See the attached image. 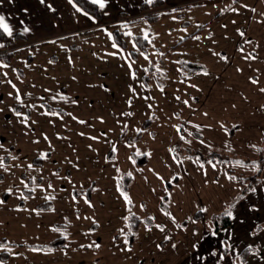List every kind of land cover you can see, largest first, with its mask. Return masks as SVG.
I'll return each instance as SVG.
<instances>
[{
    "label": "crops",
    "instance_id": "1",
    "mask_svg": "<svg viewBox=\"0 0 264 264\" xmlns=\"http://www.w3.org/2000/svg\"><path fill=\"white\" fill-rule=\"evenodd\" d=\"M161 1L164 6L153 10L159 15L156 21L140 19L120 27L126 33V49H122L113 47L115 43L112 39L113 28L116 29L119 21H114L116 26L109 22L123 13L140 16L139 6L146 0H102L103 7L96 3L101 12L99 19L82 11L72 0H0V17L4 18L3 23L11 32L9 35L1 28L7 39L0 43L3 45L0 48L16 50L14 57L22 54L25 60L31 58V61L26 60L18 69L12 66L13 62H0V82H14L15 87L7 83L10 92L16 87L19 89L17 92L29 88L32 92L35 89L51 91L55 89L54 82L61 79L60 75L68 73L72 77L70 80L81 84L80 90L86 93L85 99H81L82 104L93 99L91 96L98 98V103L106 104L105 100L112 102V94L109 92L119 88L118 74H123L128 84V80L133 81L134 73L130 65L139 62L144 69L143 59H151L152 54L155 58L163 57L164 63L175 60L179 79V60L201 64L206 67L207 75L200 73L187 78L190 81L195 80L191 91L196 94L186 95L189 99L187 107L194 105L207 108L206 118L211 123L212 130L228 137L231 149L234 146L236 152L249 157L256 156V151L246 145L249 141L260 142L264 132V92L260 91L264 88V0ZM16 34L22 35L24 40H16ZM134 36H147L146 54L137 51L136 46L134 49ZM25 40L28 41L25 45L16 47L17 43ZM151 43H157L153 50L149 49ZM129 49L137 52L136 59H132L127 53ZM52 50H58L61 58L53 55L57 59H51L53 56L50 55L54 53ZM105 62L107 67H102ZM138 74L139 77L134 78V81L137 82L136 89L139 92L135 94L134 90L129 95L131 98L126 101L131 105L130 101L133 100L134 108L142 107L139 109L141 115L136 120L139 123L147 119L152 108L145 95H138L145 89L141 83V71ZM252 80L257 83H252ZM122 87L125 91L123 85ZM132 89L133 87H128L127 91ZM150 93L148 91V95ZM124 96L122 99L128 98V95ZM32 97L33 95L24 97L26 103L19 105V117L11 110L13 100H5L7 108L3 107L0 111V123L4 122L5 125V122L12 119L18 122L19 139L22 137L23 113L26 115L25 110H29L27 104ZM115 104L118 106L119 102ZM198 112L205 115L196 107L191 110V114L197 115ZM50 115L41 110L39 121L45 119V116L49 118ZM35 116L34 118L30 112L31 122L34 124L32 129L38 131V114ZM107 116L110 121H105L106 125L112 123L113 117L116 118L112 111ZM177 121H169L174 131L179 126ZM159 122L158 118L156 123ZM14 128L15 131L19 129L17 125ZM230 128H235L233 134L229 132ZM109 132L107 131L108 135ZM233 136L235 139L232 140ZM90 137L96 138V135ZM42 138L45 135L41 134L40 139ZM170 143L167 149L154 147L151 155L144 153L147 157L144 166L135 167V163H131L129 174L133 181L128 198L132 213L138 214L140 219L143 215L137 207L142 202L149 201L148 194L152 193L154 187L158 193L153 195L152 202H156L159 193L166 192L169 199L173 198L172 205L178 213L182 209L181 204L187 203L189 197L210 205L218 203L222 206L228 201L225 198L232 197L240 190L238 183L229 179V165L202 164L193 158L176 157ZM0 145V163L3 165L0 167V201H3L0 203V264H177L182 259L184 232L198 234L197 224H192L189 228L187 225L180 226L181 221L173 216L170 219L167 217L166 225L155 219V225L147 227L142 221L133 245L128 247L123 237V229L119 231V222L122 220L123 224L124 215L116 208L117 216L108 215L104 211L108 208L107 203H97L98 196L110 201H118L117 199L124 197L116 182L117 170L101 174V178L104 177L109 182H105L106 186L95 185L89 197L84 194L74 197L70 191H62L63 196H54L52 194L55 190L50 182H17V178H22V174L16 170L21 152L18 147L8 149L5 138L0 140ZM93 145H98V142H88L82 150L90 149ZM103 164L100 163L97 167ZM238 167V174L244 176L254 172L252 167ZM6 176L12 179L7 181ZM170 181L173 184L167 189L165 184ZM26 187L30 188L29 192L23 194ZM228 193L226 197L224 194ZM58 200L62 201L59 206L56 205ZM45 201L51 202L50 209L35 208L37 204ZM122 203L124 208L121 210L126 214L128 202L125 200ZM254 206L258 210L251 213L250 208ZM241 207L244 217L239 227L245 230L248 229L247 219L254 213L260 212L264 215V177L243 199ZM136 208L140 213L135 211ZM92 225L95 227H91ZM158 231L165 233L164 240L169 238L171 241L163 245L160 244L161 241L150 239L149 236ZM116 235L118 238H115ZM57 238L64 239L63 248L44 247ZM224 247L226 246L219 247L220 255L234 259L236 256L222 253ZM162 250L166 254L165 258L157 255Z\"/></svg>",
    "mask_w": 264,
    "mask_h": 264
},
{
    "label": "rangeland",
    "instance_id": "2",
    "mask_svg": "<svg viewBox=\"0 0 264 264\" xmlns=\"http://www.w3.org/2000/svg\"><path fill=\"white\" fill-rule=\"evenodd\" d=\"M163 6L164 5L159 8H162ZM149 11L153 12L152 10ZM149 11H146V13ZM140 13L141 15L137 17L136 15L130 16L127 13H123V15H120L115 20L109 22L112 25H115L113 24L114 21H119L118 25H115L116 29L114 27L113 30L120 32L124 42L126 40V33L124 32L125 30L120 27H123L132 21L142 19V16L145 14V12ZM22 40H24V37ZM3 42L4 41L0 43ZM26 42L28 41L25 40L21 43H17L16 47H22L26 44ZM154 45H157V43H151L149 49L153 50ZM130 47L131 46L129 45V48ZM129 50H127L129 51L127 53L130 55V52L134 50ZM136 50L139 51V49ZM52 51H54V53L52 52L50 56L54 55L58 59L61 58V54L58 50ZM8 52L15 54L16 50L0 48V53ZM152 55L151 59H143L146 64H144V69L142 64L139 62L131 64L132 68L134 69L136 79L139 77L138 73H140V71L143 75H141V79H143L144 75L147 73V68L149 65H152L154 69L153 72L148 74V85H145L142 80L141 83L144 84V86H142L145 89L144 92L140 91L138 94L139 97H142L141 95H145V99H149L148 104L152 108L150 110V112H152L150 115H152L147 116L146 120H143L139 123L136 122V120H138L141 115V110L139 111V109H142V107L135 106V108H137L135 109L132 107L133 100H131L132 102L130 101L131 105H129V103L126 101L127 99L131 98L129 95H132L131 93L134 90L135 94L139 92L136 89L137 82L134 81L135 79L133 76V81L128 80L127 84L126 77H124V75L121 73L118 74L117 78L119 88L109 92L110 95L112 94V102L105 100L107 102L106 104L98 103L97 101L99 99L95 96H91L93 99H91L87 104H82L81 99H85L86 93L84 90H80L81 84H77L78 82L73 83L70 80L72 77L69 76L68 73L65 75H60L61 79L54 82L55 84L53 86L55 89L51 91L35 89L32 92L30 88L28 90L21 89L19 92V100L16 98L17 91L19 89L16 87L14 90H12V92H10V90L7 88L8 84L12 85L13 87L14 82H7L8 84L0 82L2 84H0V111L3 107L7 108L4 101L9 99L13 100L11 110L15 114L16 111L21 110V104L26 103L24 97H30L33 95L27 104L30 111L26 109V115L23 113V116L27 117V120H25L24 117L22 118L23 128L21 134L22 137L20 139L18 138V136L20 137V125L18 122H15L14 119H12L5 122V125L3 124L4 122L0 123V140L2 138L7 139L8 149L12 150L14 147H18L21 152V156L16 163V170L22 174V178H17V182H50V184L53 185L52 188L55 190V193L52 195L63 196V194H61L62 191H65V193L70 191L72 196L79 197L82 195L79 193H83L86 190H89V194H92L95 185L106 186L105 182L109 181L104 180V177L101 178V174H108L110 171L117 170V184L119 177L128 176L131 178V182L129 184L130 190L133 181L131 175L129 174L131 173V163H135V167H141L145 164H137L132 158V155L134 154L137 157L143 156L145 154L151 155V150H153L154 147H165L167 149L170 140V144H172V150L173 146H176L180 153L184 148H188L198 150L202 153L212 151L226 153L231 156H237L242 160H253L258 157L257 149L254 147L256 142L249 141L246 145L248 148H252L256 151V156L249 157L242 153L236 152V148L234 146L232 149L230 148V140L228 137H225L223 134L217 132V130H212L210 126L211 123L207 121L206 115H201L200 112H198L197 115L191 114V110L195 107L198 109V111H202L204 114H207V108H202L201 106L194 107V105L187 107L188 105L185 103L189 100L186 96L187 94L196 96V94L191 91L193 90L192 83L194 84L195 80L190 81V79L187 78H185L187 80H180L182 78L179 79L176 73L178 70L175 60H167L166 63H164L163 57L155 58L154 54ZM22 56V54H17L15 57L13 56L9 63L13 62L12 66L14 65L16 69H18L20 68L19 66L22 65V63H24L26 60L31 61L30 57L26 58L25 60V58ZM54 56L51 57V59L56 60L57 58ZM107 65L108 64L106 62L102 63V67H107ZM120 65H123L121 61ZM133 84H135V87ZM122 85L124 86L125 91L123 90ZM29 86L30 85H28V87ZM128 87H133V89L127 91ZM163 87H165L164 90L160 89ZM148 91L151 92V95H148ZM124 95H128V98L126 97L125 100L122 99V97H125ZM37 96L38 100H36ZM197 97L201 100L200 96ZM191 101L192 103L194 102L192 99ZM117 102H119L118 106L115 104ZM42 105H44V107ZM48 108H52L54 111H49ZM56 109L61 110L62 112H59ZM41 110L50 113V117L47 118L45 116V119H41V121H39L41 117L39 116ZM110 111L115 114L116 118L113 117L112 123L106 125L105 121H110V118L107 116V113ZM30 112L32 115H34V118L36 117L35 115L38 114L37 129H39V132L32 129L34 124L31 122ZM53 112L56 113V115H52ZM129 113L130 115H128ZM84 115H87L88 117H85ZM158 118L160 122L157 124L156 122ZM170 120H178L177 123L179 126L176 128L179 129V131H174V129L171 128L172 125L169 123ZM80 121H83L84 123H80ZM15 125L19 127L17 131H15ZM195 126H199V129ZM107 131H110L109 135L107 134ZM100 132L103 134L99 135ZM32 134H34V136H32ZM41 134L45 135V138H42V140L40 139ZM89 135H96V138L93 139L94 137L91 138ZM233 139H235L234 136L232 137V140ZM95 141L98 142V145H93L90 147V149H85V151L82 150V148H86V143H94ZM201 141H203V143H201ZM242 141L243 140L241 139L240 142ZM113 149H115V151ZM100 163L104 164L98 168L97 166H99ZM28 165H32V167L29 168ZM228 165L230 166V169L234 171V173H238V166H240V164L230 163ZM243 165L245 166H240V168L248 169L252 167L254 172L258 168V166L255 165ZM261 177H264V166L262 167ZM5 178L7 181L12 179V177L9 176H6ZM175 180L176 178H174L173 181ZM168 183L169 185L173 184L172 181ZM118 188L120 190L119 184ZM26 189L23 190V194H27L29 192L28 189L30 188L26 187ZM120 193H122L121 190ZM157 193L158 190H156L155 187L152 188V193L148 194L149 201H144L139 207H137L143 215V218H141L142 221L146 219L152 221L154 218L153 221L157 219L166 225L167 217L170 219V217L173 216L178 221H186L187 228L191 227L192 224H197L198 226L197 235L184 232V242L181 254L182 259L177 264H237L238 262L236 258H220L221 255L219 253V247L223 245L226 246L230 256L236 257L240 254L242 248L248 247L251 249H256L257 252L255 254H251L245 263L243 262V264H264V215L260 212H257L248 218L247 227L249 230H242V228L239 227L244 217L243 211L241 212V203L247 194L243 197V199L241 198L240 200H237V196L239 194L238 190V192L232 197L225 198L228 200L227 202L237 200L235 206L231 210L232 216L230 217V225L233 226L231 228L229 227L230 229L227 227V229L224 228L218 230L215 232V235H213L211 217L214 214H219L222 211L224 204L222 206H220L218 203L210 205L207 202L199 201L193 197H189L187 203L181 204L182 209L178 213V210H175L174 205H172L173 198L169 199L168 193L166 192L163 194L159 193V195L156 196V202H152L153 195H156ZM224 195L227 197L229 193ZM117 200L118 201H115L114 199L113 201H110L109 199L101 198V196L97 197V203H102L101 205L107 203L108 208H105L104 211L107 212L108 215L112 214L117 216V211H115L116 208L117 210H120L119 213L123 214L125 219L127 213L125 214V211L123 212L121 210L124 208L122 206V202L125 203V199L122 197V199ZM163 200L168 208L167 211L163 210L162 208ZM45 202H48L51 205L50 201ZM227 202H225V204ZM59 203H62V201L58 200L56 205L59 206ZM137 208L135 211L140 213ZM56 209L59 208L57 207ZM200 209H205L206 211H201ZM250 209H252V211L249 210L252 213L253 211H257L258 207L254 206ZM196 212L201 213V218H194V214ZM134 216L138 217V214L135 213ZM124 222L123 224L122 220L119 222V231L123 229V237L125 230ZM91 227H95V225H92ZM163 234L165 233L158 231L156 233H152V235L149 237L153 241H161L160 244L164 245L165 243H168V241H171V239L167 238V240H164V237L166 236ZM115 238H118L117 235ZM213 253L216 254L213 255ZM157 255L163 258L166 256L163 250L160 253L157 252Z\"/></svg>",
    "mask_w": 264,
    "mask_h": 264
},
{
    "label": "trees",
    "instance_id": "3",
    "mask_svg": "<svg viewBox=\"0 0 264 264\" xmlns=\"http://www.w3.org/2000/svg\"><path fill=\"white\" fill-rule=\"evenodd\" d=\"M82 11H84L85 13L89 14L90 16L98 19L100 18V11L99 8L97 6L96 3H93L90 0H72ZM162 5H164V3L161 0H153V3L149 4L147 2H144L140 5V11L141 12H145V14H143L142 19H145L149 22H154L158 19V14L155 12H150L149 10H156L159 7H161ZM146 11H149L148 13H146ZM138 21V20H135ZM134 22V21H132ZM16 40H20L23 39V36L20 34H16L15 35ZM7 39L6 34L4 33V31L0 28V42L5 41ZM112 39L113 42L120 48L122 49H126V44L124 42V40L122 39V36L120 34V32L114 30L112 32ZM133 42L136 46L137 49H139V51L143 54L147 53V47H148V40L145 39V37L142 36H134L133 38ZM14 54L12 52H8V53H0V61L5 62V63H9V61L13 58ZM130 56L132 59H136L137 58V52L135 51H131L130 52ZM147 73L146 75H144L143 77V83L145 85H148V74L153 72V66L149 65L147 68ZM178 69H179V74H180V78L185 79L188 77H191L195 74H200V73H205L206 72V67L201 65V64H196V63H191V62H186L184 60H179L178 62ZM49 111H54L52 108H48ZM59 112H62L61 110L56 109ZM235 128H230L229 132L232 133L234 131ZM136 139V138H134ZM254 147L257 149V153H258V157L256 159L253 160H242L241 158H238L237 156H231L228 155L226 153H219V152H205L202 153L198 150H194V149H188V148H184L182 150V152L180 153L178 151V148L176 146H173V152L174 155L176 157H183V158H193L196 159L197 161H199L202 164H207V163H213L216 165H228L230 163H237V162H241L242 164H248V165H255L258 166V168L255 170V172L252 175L249 176H244L238 173H234L233 171H229V175L230 177H234L235 181L240 185V190H239V194L237 196V200H240L241 198L243 199V197L248 194L250 192V190H252L254 187L258 186L262 180L263 177H261V171H262V167L264 166V132L262 133V138L261 141L259 143H255ZM132 158L136 161L137 164L139 165H143L144 163H146V155L137 157L136 155H132ZM131 182V178L128 176H121L118 178V184L120 187V190L122 191V193H125L128 195L129 192V184ZM169 183L166 184V187L169 188ZM79 194H84L87 197H89V190L83 192V193H79ZM237 200H233L230 201L228 203H226L222 209V211L219 214H214L211 217V221H212V226H213V231L217 232L218 230L227 228L230 226L231 224V220L230 217L225 215V213L228 210H232L233 207L235 206ZM51 205L48 202L45 203H40L38 205H36V209L39 210H46V209H50ZM162 208L163 210L167 211L168 208L166 206V204L162 203ZM127 209L128 212L126 214V217L124 219V226H125V230H124V238H125V242L127 244L128 247H131L135 241V237H136V233L138 231V227L140 225V223L142 222V220L140 218H138L137 216H134V214L131 212V204L128 203L127 205ZM194 218L199 219L201 218V213L200 212H196L194 214ZM144 223L147 224V226H154L155 223L154 221L152 222L149 219L143 220ZM180 226H185L186 225V221H182L179 223ZM65 246V241L62 238H57L55 240H53L52 242H50L49 244L45 245L44 247L46 248H50V249H58V248H63ZM36 247H40V246H36ZM257 252L256 249H251V248H243L240 252V254L235 257L237 259V264H243V262L245 263V261L247 260V258L251 255V254H255ZM222 253L226 256H229L228 250L226 247L223 248ZM234 258V259H235Z\"/></svg>",
    "mask_w": 264,
    "mask_h": 264
},
{
    "label": "snow or ice",
    "instance_id": "4",
    "mask_svg": "<svg viewBox=\"0 0 264 264\" xmlns=\"http://www.w3.org/2000/svg\"><path fill=\"white\" fill-rule=\"evenodd\" d=\"M69 2H71V0H69ZM92 2L93 3H99L100 4V6L101 7H103L104 5H103V3H102V0H92ZM146 2L147 3H149V4H151V3H153V0H146ZM79 10V9H78ZM253 11H254V9H253ZM3 20H4V18L3 17H0V28H2L5 32H7L9 35H11V32H10V30H9V28H8V26L6 25V24H4L3 23ZM242 36L244 35L243 33H240ZM128 35H131L130 33H128ZM145 39H147V36H145ZM194 39H199V37H194ZM117 45L116 44H113V47H116ZM134 47H135V45H133ZM0 47H3V45H0ZM146 59H147V57H145ZM3 66H7V65H3ZM130 67H131V65H130ZM237 71H240V69H237ZM205 75H207V73H204ZM133 78H135V73H133ZM252 83H257V81L256 80H252L251 81ZM9 83H11L10 81H9ZM13 87H15L14 85H13ZM260 91L261 92H264V88H261L260 89ZM11 95V94H10ZM16 98H17V100H19L20 99V96H19V92H17V96H16ZM185 103H187V102H185ZM15 115L16 116H21V113L20 112H15ZM52 115H56V113H52ZM128 115H130V113L128 114ZM206 115V114H205ZM24 119L25 120H27V117H24ZM80 123H84L83 121H80ZM195 127H197L198 129H199V126H195ZM223 127V126H222ZM233 127H236L235 125H233ZM177 131H179V129H177ZM190 135H191V133H190ZM93 139H95V138H93ZM182 139H183V137H182ZM201 143H203V141H201ZM0 147H2V145H0ZM114 151H115V149H113ZM0 161H2V158H0ZM211 163V162H210ZM237 164H240V166H245V165H243L241 162H237ZM3 165H2V163H0V167H2ZM28 167L29 168H31L32 167V165H28ZM201 167H202V165H201ZM229 179L231 180V179H235L234 177H229ZM49 187H51V185H49ZM123 196H124V199L126 200V202H128V203H131V201L129 200V198H128V196H127V194H125V193H121ZM87 202V201H86ZM0 203H3V201H0ZM201 211H206L205 209H200ZM225 215H227V216H229V217H231L232 216V212H231V210H228L226 213H225ZM159 227V226H158ZM162 230V229H161ZM213 235H215V232L213 231ZM96 247H99V245H96ZM173 247H175V245H173ZM216 253H213V255H215ZM221 259H223V255H221V257H220Z\"/></svg>",
    "mask_w": 264,
    "mask_h": 264
}]
</instances>
